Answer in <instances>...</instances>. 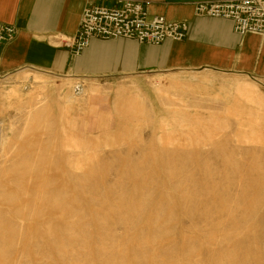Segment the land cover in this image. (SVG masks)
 <instances>
[{
  "label": "rangeland",
  "instance_id": "rangeland-1",
  "mask_svg": "<svg viewBox=\"0 0 264 264\" xmlns=\"http://www.w3.org/2000/svg\"><path fill=\"white\" fill-rule=\"evenodd\" d=\"M63 78L0 80V264H264L263 78Z\"/></svg>",
  "mask_w": 264,
  "mask_h": 264
},
{
  "label": "crops",
  "instance_id": "crops-1",
  "mask_svg": "<svg viewBox=\"0 0 264 264\" xmlns=\"http://www.w3.org/2000/svg\"><path fill=\"white\" fill-rule=\"evenodd\" d=\"M137 1L149 19L164 16L169 22H185V37L159 45L93 38L80 56L70 58L60 40L75 33L82 10L90 5L114 7L118 0H0V26L15 30L14 38L0 45V80H32V87H38L41 76H62V84L70 86L77 77L90 78L89 83L95 78L137 81L147 74L201 69L264 79V36H240L230 20L196 15L194 4L203 0Z\"/></svg>",
  "mask_w": 264,
  "mask_h": 264
},
{
  "label": "built area",
  "instance_id": "built-area-1",
  "mask_svg": "<svg viewBox=\"0 0 264 264\" xmlns=\"http://www.w3.org/2000/svg\"><path fill=\"white\" fill-rule=\"evenodd\" d=\"M198 16L221 18L232 22L233 31L243 36H264V0H203L194 4ZM187 24L169 22L164 16L147 17L144 4L137 0H118L114 7L90 5L80 15L75 33L62 37L60 45L70 58L81 55L93 38L133 39L141 44L159 45L165 40L181 41ZM15 36L11 26H0V45Z\"/></svg>",
  "mask_w": 264,
  "mask_h": 264
},
{
  "label": "bare ground",
  "instance_id": "bare-ground-1",
  "mask_svg": "<svg viewBox=\"0 0 264 264\" xmlns=\"http://www.w3.org/2000/svg\"><path fill=\"white\" fill-rule=\"evenodd\" d=\"M239 83V82H238ZM237 89H238V91H240L242 94H243V96L244 97H246L248 100H253V101H255L256 103H257V105H260V106H262L263 104H264V96H261V99H262V101H261V99H259L256 95V93H255V90H254V87L252 86V85H250V84H246V83H242V85L240 86V87H237ZM13 91H16V90H12V92ZM16 93V92H15ZM72 140V139H71ZM73 141H74V138H73ZM73 141L71 142V145L69 144V145H65L64 147L66 148V149H72V148H74V146H72L73 145ZM72 151V150H71ZM78 165V163H75V165H73V166H77Z\"/></svg>",
  "mask_w": 264,
  "mask_h": 264
}]
</instances>
